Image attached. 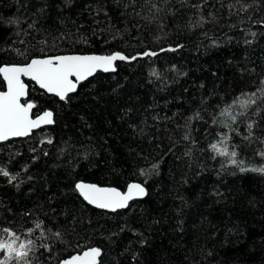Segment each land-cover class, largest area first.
Masks as SVG:
<instances>
[{
  "label": "trees",
  "instance_id": "trees-1",
  "mask_svg": "<svg viewBox=\"0 0 264 264\" xmlns=\"http://www.w3.org/2000/svg\"><path fill=\"white\" fill-rule=\"evenodd\" d=\"M114 52L137 58L65 100L24 80L23 103L35 104L33 115L50 110L54 122L0 143L9 173L0 172V240L11 239L5 228L17 246L33 240L30 264L90 247L101 249L100 264H264V172L251 170L264 167V103L238 124L219 114L262 86L264 0H0V66ZM248 122L252 142L243 139ZM212 144L236 146L243 164ZM78 181L122 191L139 182L147 195L101 211L80 197Z\"/></svg>",
  "mask_w": 264,
  "mask_h": 264
},
{
  "label": "snow or ice",
  "instance_id": "snow-or-ice-1",
  "mask_svg": "<svg viewBox=\"0 0 264 264\" xmlns=\"http://www.w3.org/2000/svg\"><path fill=\"white\" fill-rule=\"evenodd\" d=\"M153 7H155L153 5ZM31 27V25H30ZM254 36L255 33H252ZM248 41H246L247 43ZM175 51V49H169ZM163 51V49H162ZM142 56H156L157 53L145 51ZM137 57H128L121 52H114L110 55H57V56H44L43 58L34 57L30 62L23 65H4L0 66V75L6 82L7 90L0 91V141L8 140L9 137L27 136L35 128L40 127L42 124L53 123V113L45 111L42 115L32 118V109L35 104L30 101L21 103L22 98L28 95L27 85L23 82L21 77H29L35 81L40 88L46 90L59 97L60 100L68 98L70 93L77 89V85L93 75L97 69H103L105 72L113 69V63L117 60L126 61L129 59L135 60ZM156 74V73H153ZM261 88L252 93H241L226 107L220 110V116L228 117L232 124L242 123L239 117L247 116V110L257 105L258 100L264 103V80L261 81ZM259 93V95H258ZM240 109L238 113H234L235 109ZM257 114L259 108H257ZM199 114H197V118ZM213 123H217L214 119ZM224 126L228 127L230 131L240 133L236 128H232L230 124L224 122ZM255 122H248L246 125L247 135L243 139L252 142L254 138L253 128ZM188 137L186 136L185 139ZM230 137L225 133L222 136V142ZM259 139V138H257ZM51 143V141H48ZM264 143V140H261ZM211 148L216 150L217 154L223 157H228L229 162L233 165L243 164V161L237 159L238 152L236 146L229 151L227 148H218L217 144H212ZM257 155L264 157V151H259ZM156 168V165L152 166ZM247 169L241 167V171ZM252 171L264 172V167L254 168ZM0 172L4 176H9V173L3 169ZM141 174H144L143 171ZM15 179V177H11ZM75 190L83 197L89 204L95 205L101 209H116L126 208L128 202L134 196H143L146 194L144 187L137 183L128 185L126 192H121L115 188H101L95 184H86L84 182H77ZM36 229H42V222L36 224ZM11 239L8 241L0 240V253L4 254V259L0 260V264H9V261L15 259L17 261H24V264H30L27 257L29 252L33 250V240L21 242L17 246V234L10 229H3ZM32 232L33 229H29ZM41 235L45 233L41 230ZM53 235L59 239L61 233L55 232ZM44 248L50 251L48 245H43ZM101 255L100 248H89L82 253L72 255L69 258L60 262V264H98V257Z\"/></svg>",
  "mask_w": 264,
  "mask_h": 264
},
{
  "label": "water",
  "instance_id": "water-1",
  "mask_svg": "<svg viewBox=\"0 0 264 264\" xmlns=\"http://www.w3.org/2000/svg\"><path fill=\"white\" fill-rule=\"evenodd\" d=\"M58 55H102V54H78V53H71V54H58ZM110 55V54H109ZM54 56H57V55H54ZM44 57V56H43ZM43 57H40V58H43ZM118 61V60H117ZM117 61H115L114 63H113V69L115 70V64H116V62ZM30 62V61H29ZM28 63V62H27ZM25 64V63H24ZM7 65H23V64H7ZM4 66V65H3ZM114 70H112V69H110L109 71H107V72H105L103 69H97L96 70V72L93 74V75H91V76H89V77H87V79H85L84 81H86V80H88L89 78H91V77H93L96 73H98V72H102V73H112V72H114ZM1 76V78H2V80H3V76L2 75H0ZM21 79L23 80V82H24V80H29V81H31V82H33L38 88H40V86L38 85V84H36L35 83V81H32L29 77H21ZM84 81H82V82H84ZM3 82H4V85H5V88H4V90H0V91H6L7 90V85H6V82L3 80ZM25 83V82H24ZM26 84V83H25ZM27 85V84H26ZM79 85V84H78ZM78 85H77V88H78ZM40 89H42V88H40ZM43 91H45V93H47L48 95H52V96H55L54 94H52V93H48V92H46V90H44V89H42ZM76 91H77V89H76ZM75 91V92H76ZM27 92H28V86H27ZM75 92H73V93H75ZM73 93H70L69 95H72ZM55 97H57V96H55ZM27 98V96L26 97H24V98H22V100H21V103H23V100L24 99H26ZM58 99H60L59 97H57ZM46 111H50V110H46ZM45 112V111H44ZM32 118L33 119H35L36 118V116H38V115H42L43 114V112L42 113H40V114H38V115H33V109H32ZM52 119H53V116H52ZM53 122H54V120H53ZM53 124V123H52ZM52 124H42L40 127H38V128H35V129H33L32 131H31V133L29 134V135H27V136H30L31 134H32V132H34V131H37L38 129H40V128H42V127H46V126H50V125H52ZM27 136H21V137H9V139L8 140H5V141H0V143H4V142H7V141H9V140H12V139H19V138H25V137H27ZM78 182H84V183H86V184H95V185H97L98 187H101V188H115V189H117V190H119V191H121V192H126L127 191V188H128V185L129 184H132V183H137V184H140V185H142L143 187H144V189H145V191H146V194L145 195H143V196H134V198L132 199V200H130L129 202H128V205H129V203H131L132 201H134V200H139V199H143V198H145L146 197V195H147V189H146V187L143 185V184H141V183H139V182H130V183H128L127 184V186H126V188L122 191L121 189H119V188H117V187H114V186H104V185H99V184H97V183H94V182H86V181H78ZM77 183V182H76ZM75 183V184H76ZM75 187V186H74ZM78 193V192H77ZM79 194V193H78ZM80 195V194H79ZM80 197L83 199V197L80 195ZM84 200V199H83ZM85 201V200H84ZM89 206H91V207H93V208H95V209H98V210H101V211H106V212H116V211H120V210H123V209H125V208H121V209H116L115 211H113V210H111V209H101V208H98V207H96L95 205H92V204H89L87 201H85ZM127 208V207H126ZM90 248H93V247H90ZM87 249H89V248H87ZM87 249H85V250H87ZM85 250H83V251H85ZM83 251H81V252H78V253H82ZM78 253H74V254H72V255H76V254H78ZM72 255H70V256H72ZM70 256H68V257H66V258H64V259H62L61 261H63V260H65V259H67V258H69ZM100 256L98 257V264H100ZM60 261V262H61ZM60 262H59V264H60Z\"/></svg>",
  "mask_w": 264,
  "mask_h": 264
}]
</instances>
